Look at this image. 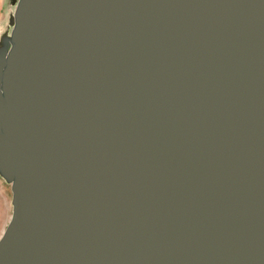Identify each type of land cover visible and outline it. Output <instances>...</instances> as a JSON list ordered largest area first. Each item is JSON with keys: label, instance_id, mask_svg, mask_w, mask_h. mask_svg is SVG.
<instances>
[{"label": "water", "instance_id": "water-1", "mask_svg": "<svg viewBox=\"0 0 264 264\" xmlns=\"http://www.w3.org/2000/svg\"><path fill=\"white\" fill-rule=\"evenodd\" d=\"M0 63V264H264V0H19Z\"/></svg>", "mask_w": 264, "mask_h": 264}, {"label": "rangeland", "instance_id": "rangeland-1", "mask_svg": "<svg viewBox=\"0 0 264 264\" xmlns=\"http://www.w3.org/2000/svg\"><path fill=\"white\" fill-rule=\"evenodd\" d=\"M19 0H0V63L12 45L11 32ZM11 182L0 174V235L12 213Z\"/></svg>", "mask_w": 264, "mask_h": 264}]
</instances>
